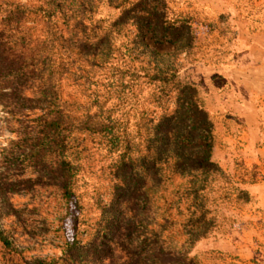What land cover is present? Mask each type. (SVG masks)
I'll return each mask as SVG.
<instances>
[{
    "label": "rangeland",
    "instance_id": "1",
    "mask_svg": "<svg viewBox=\"0 0 264 264\" xmlns=\"http://www.w3.org/2000/svg\"><path fill=\"white\" fill-rule=\"evenodd\" d=\"M164 3L190 30L174 46L145 26L148 47L119 69L125 82L130 64L147 77L123 100L99 86L112 72L99 59L88 81L78 65L60 78L54 69L51 111L43 81H28L21 102L0 87V232L14 247L0 240V264H264V0L154 2ZM119 14L103 0L94 17L106 26ZM30 26L43 38L45 21ZM138 37L130 22L114 44ZM55 111L61 124L46 131ZM23 148L34 152L24 159ZM56 160L71 170V196L48 168ZM99 234L112 259L95 249Z\"/></svg>",
    "mask_w": 264,
    "mask_h": 264
},
{
    "label": "trees",
    "instance_id": "2",
    "mask_svg": "<svg viewBox=\"0 0 264 264\" xmlns=\"http://www.w3.org/2000/svg\"><path fill=\"white\" fill-rule=\"evenodd\" d=\"M66 1L27 0L24 3L23 0H0V87L7 88L9 86L12 92L4 94L11 95L15 102L31 99L23 96V92L28 81L38 79L43 81V85H40V93L48 99L47 103L50 109L47 108V110H54L51 107L55 105L58 96L53 74L54 69H59L60 78L78 65L77 69L84 72L82 78L85 76L84 80L88 81L93 77L89 75L85 67L87 65L93 67L98 62L97 59H99L100 65L109 63L110 69H112L111 75L103 77L104 83L99 86L113 85L114 92L110 90L109 92H112V95L115 94L118 100H123L127 88L131 89L139 82L140 78L147 77V74L142 75L130 64L142 55L140 48L148 47L144 38L145 26L152 29L155 37H165L174 46L183 42L186 30H190L187 20L169 17L167 4L164 3L162 9H159L154 4L155 0H105L108 5L120 11V14L106 26L103 24L105 19L94 17L97 13L98 4L102 3L103 0H68L69 3L65 6ZM57 16H60L58 20L56 19ZM30 21H45L47 29L43 38L32 37L29 32L32 26L26 28ZM130 22L135 26L139 37L131 42L123 41L120 45H115L117 36ZM150 51L154 50L151 49ZM122 60L124 63L128 60L130 62L127 82L124 81L125 72L119 69V62ZM187 89L195 91L193 87L185 85L182 90L183 93ZM194 107L193 116L196 119V128L205 130L206 127L211 126L210 121L204 116L205 112L197 103ZM60 119L61 113L55 111V115L42 128H45L46 131L47 129H57L61 124ZM181 122H184L182 118ZM165 139V142L159 143V146H169V136ZM52 144H57L54 137H51L46 145L41 142H37L36 145L47 146ZM177 147L183 148L179 145ZM29 149L31 151L26 153V148H23L24 159L34 152L32 148ZM210 151L211 144L205 150L203 163L209 161ZM38 159L40 162L44 161L43 155L40 154ZM48 166L49 170L57 176L58 184L64 190L65 195L71 196L74 181L71 179V170L67 168V162L56 160L53 166ZM131 174L133 176L130 179L136 177L135 184H138V174L133 171ZM119 229L118 225L110 227L106 235L111 236V232L115 234ZM113 236L111 237L113 238ZM111 237H103L99 234L98 239L102 243H98L95 247L96 250L100 247L102 252H106L109 258L111 257L110 259H112L111 253L113 252L109 251L111 244L109 238ZM0 240L6 248L14 249L9 237L3 232H0ZM31 264H47V261L35 259Z\"/></svg>",
    "mask_w": 264,
    "mask_h": 264
}]
</instances>
